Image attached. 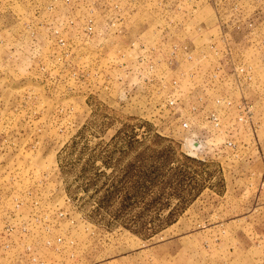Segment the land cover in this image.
I'll use <instances>...</instances> for the list:
<instances>
[{
    "label": "rangeland",
    "instance_id": "374dc122",
    "mask_svg": "<svg viewBox=\"0 0 264 264\" xmlns=\"http://www.w3.org/2000/svg\"><path fill=\"white\" fill-rule=\"evenodd\" d=\"M125 134H136L141 151L168 149L169 178L184 181L183 211L175 196L147 210L148 198L116 218L121 197L105 203L114 168L103 162ZM263 156L264 0H0V264H31L29 254L50 264H184L183 244L195 264L232 256L264 264V237L232 229L264 226L261 213L239 219L245 206L229 196L195 201L210 190L257 196L261 172L253 188L245 180ZM36 200L52 229L8 236L15 203L32 213ZM171 209L179 222L150 235L151 219ZM142 211L145 225L135 221ZM57 236L75 245L55 253L43 238Z\"/></svg>",
    "mask_w": 264,
    "mask_h": 264
},
{
    "label": "trees",
    "instance_id": "16d2710c",
    "mask_svg": "<svg viewBox=\"0 0 264 264\" xmlns=\"http://www.w3.org/2000/svg\"><path fill=\"white\" fill-rule=\"evenodd\" d=\"M124 147L120 149H113L106 156L103 164L107 168H114L110 174L107 175V179L103 182V189L105 190L104 201L111 206L114 201L121 197V207L119 212L116 213V218L121 219L127 215L135 204L144 202L150 198L145 205L147 210L161 204V210L170 205V199L175 196L178 197V206L185 202V196L183 193L184 181L181 178L176 186H173V181L169 178V155L168 149L163 150L161 153H153L154 149L147 147L144 150H139V146L142 142L136 138V134H125L123 137ZM165 137H155V140H165ZM119 155V156H118ZM129 156H132V160L126 165L122 166V162ZM116 159V160H115ZM186 159L194 160L190 156H186ZM201 164H207L204 161L197 160ZM178 169V175H184V165L182 164ZM119 171L123 172L120 178L116 181V177L120 175ZM105 171L98 172L94 183L97 182L101 175H106ZM111 183H108L112 179ZM158 184H162L160 192L151 196ZM172 189V192H169ZM100 189H97V191ZM146 209V208H145ZM175 209H171L165 216L159 211L152 219L154 225L153 231L150 235H153L168 226L172 225L178 220L175 215ZM180 211V212H181ZM149 211H142L137 214L136 222H142L146 214ZM136 231H138L136 229ZM139 232V231H138Z\"/></svg>",
    "mask_w": 264,
    "mask_h": 264
},
{
    "label": "built area",
    "instance_id": "2783aa9c",
    "mask_svg": "<svg viewBox=\"0 0 264 264\" xmlns=\"http://www.w3.org/2000/svg\"><path fill=\"white\" fill-rule=\"evenodd\" d=\"M154 66V65H153ZM176 103V100L174 98H171L168 100L167 104L169 106H172ZM230 103V101H229ZM241 107V105H240ZM251 113H249V110H247L244 115L241 116L240 119H243L244 116L249 119ZM220 118L216 114H212L211 120L212 122L218 126L220 123ZM184 127H189V124L187 122L183 123ZM201 144L198 140H193L192 142V149H200ZM30 194V192H28ZM39 200L35 201V211L32 213H25L21 210V203L17 201L15 203V208L13 210L15 211L13 213V216L11 217V220L7 222L5 225V232L8 236H14L18 233L20 235H23L25 237L35 234V233H47L52 229V224H50L51 218L48 214H43L38 208L40 207ZM38 205V207H37ZM60 215H63V213H60ZM51 226V228H50ZM45 238V237H44ZM43 243L50 248V250H53L55 253L62 254L64 249L66 247H72L74 246L75 242L71 240L70 242H67L62 236H57L55 239L49 240L44 239ZM22 245L26 246V249L28 252L32 251L33 245L29 240L22 239ZM42 243V241H40ZM11 246H14L13 241H6L5 247L10 248ZM28 259H30L31 264H47L46 260L40 256H37L35 254H29Z\"/></svg>",
    "mask_w": 264,
    "mask_h": 264
},
{
    "label": "crops",
    "instance_id": "0c3cea01",
    "mask_svg": "<svg viewBox=\"0 0 264 264\" xmlns=\"http://www.w3.org/2000/svg\"><path fill=\"white\" fill-rule=\"evenodd\" d=\"M256 167L257 166L251 168L252 170L255 169V170H253V172H252V170L249 169V172H251V176L249 178H246L247 180H245L249 184L250 188H253L256 185L258 186L259 185L258 183L262 184L264 182V164L262 166L260 165L259 168L258 167L256 168ZM254 171H257L256 174H259V172H261V174H259L260 177L256 178V180L254 181L255 185L252 184V182H253L252 176H253V173H255ZM249 179H251V180H249ZM231 182H235V180L232 179ZM204 193H206V195H209L211 197L213 195L214 198L218 201L221 199L223 200V198L229 196L232 200V203L234 204V207L235 206L237 207V205H239V203L241 201V204L245 206V212H244L245 215L243 217H240L239 219L245 217V218H247V220H249V218H251V216L258 215L259 213H261L260 215L264 217V188H261V191H259V194L257 196H256V192H254V191L251 194L248 193L247 195H245L246 191H244L242 193V192H236L234 190H232V191L227 190L225 193H217L216 191L210 190L208 192L201 193L195 201L201 202V198L203 197ZM246 196H247V199L244 198ZM260 202H261V204H263V206L262 205L258 206V204ZM241 208H243V207H241ZM216 209L218 210L217 212L220 213L221 208H216ZM217 212H214V215L216 214V216H218ZM178 222H179V220L176 223H173L172 225H170L168 228L176 225ZM221 226H225L224 223H221ZM232 229L244 230V231H248V232H258L259 235H262V237H264V226L257 224L256 221H247V222H244L243 224H241V227L238 226L237 228H232ZM184 236L185 235H182V237H184ZM175 237H180V235L179 236L178 235L173 236V238H175ZM173 240H175V239H173ZM170 243H171V241H170ZM179 250L183 251V253L182 252H179V253H181V255H183L182 260H183L184 264H195L196 263V260L192 257L191 254H189L188 247L185 244H183V246ZM169 255L172 256L171 254H168V258L170 257ZM174 256H176V255H174ZM174 256H172L170 258L171 261L172 260L175 261L177 259L176 258L177 256L176 257H174ZM210 256L207 255L208 258H206V259L208 262H210V258H212V256L211 257ZM45 259H46V257H45ZM213 262H215L216 264H235L237 262V260H236V257L232 256L231 258H228V259L220 257V259H216ZM47 264H50V262H48ZM54 264H56V262ZM57 264H61V263L59 262Z\"/></svg>",
    "mask_w": 264,
    "mask_h": 264
}]
</instances>
